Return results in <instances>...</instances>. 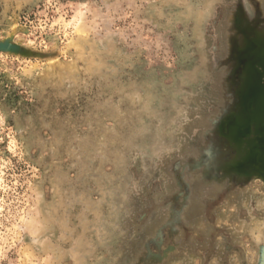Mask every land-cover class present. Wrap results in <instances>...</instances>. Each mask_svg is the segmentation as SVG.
<instances>
[{"label":"rangeland","instance_id":"rangeland-1","mask_svg":"<svg viewBox=\"0 0 264 264\" xmlns=\"http://www.w3.org/2000/svg\"><path fill=\"white\" fill-rule=\"evenodd\" d=\"M0 264H264V0H0Z\"/></svg>","mask_w":264,"mask_h":264}]
</instances>
